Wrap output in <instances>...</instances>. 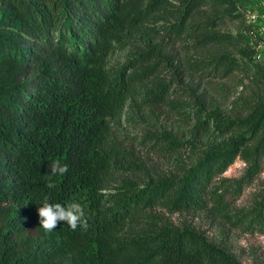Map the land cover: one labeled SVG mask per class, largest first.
I'll list each match as a JSON object with an SVG mask.
<instances>
[{
  "label": "trees",
  "instance_id": "obj_1",
  "mask_svg": "<svg viewBox=\"0 0 264 264\" xmlns=\"http://www.w3.org/2000/svg\"><path fill=\"white\" fill-rule=\"evenodd\" d=\"M233 1L246 2L0 0V264H247L191 220L170 217L204 211L246 232H264V190L250 209L231 213L262 167L264 58L254 57L243 28L237 39L216 30L217 14L194 25L201 6ZM155 20L167 23L158 42L146 41L124 64L108 65L116 48ZM190 27L194 50L244 48L237 58L223 51L180 61L165 41L178 40ZM236 69L249 82L230 109H193L194 130L213 127L220 137L215 145L174 173L124 179L112 189L117 172L140 167L115 133L138 85L154 80L146 102L166 105L182 89L173 86L181 75L227 76ZM185 104L171 102L180 113ZM238 157L243 174L223 175ZM53 160L67 164L68 172L50 175ZM49 182L56 187H46ZM45 196L50 203H80L87 230L73 231L64 222L51 232L41 228L37 210Z\"/></svg>",
  "mask_w": 264,
  "mask_h": 264
},
{
  "label": "rangeland",
  "instance_id": "obj_2",
  "mask_svg": "<svg viewBox=\"0 0 264 264\" xmlns=\"http://www.w3.org/2000/svg\"><path fill=\"white\" fill-rule=\"evenodd\" d=\"M171 2L173 5H180L179 0H171ZM211 4H205L198 9L194 25L203 23L207 19L209 22L213 15L217 14L216 30L237 39V34L245 26L243 12L240 15L236 14L237 11H241L242 4L237 1H233V4L226 2ZM166 25L165 20L148 23L132 36L124 48H116L109 55L108 65L120 66L133 57L146 41L158 42L162 38L159 36L161 32L158 31ZM194 41L195 37L192 36L190 27L178 40H166V50L185 62L187 58L193 56L200 60L210 59L223 51L237 58L244 48V45L239 43L216 44L194 50L191 48ZM206 72L181 75L179 82L173 83V86L180 84L182 89L172 93L166 105H151L146 102L145 97L154 89V80L136 87L135 92L126 102L122 116L115 121V133L132 151L140 162V167L136 172H117L118 180L112 184V189L122 185L124 179L138 182L146 180L151 175L174 173L179 166L196 163L207 147L218 142L220 137L216 136L213 127L200 134L194 130L197 119L193 109L200 107L203 113L214 107L230 109L232 101L245 94L243 90L249 81L245 78L244 71L239 69L227 76L213 77ZM201 95L207 97V104L200 102ZM172 101H185L184 110L181 108V113L175 110L171 105ZM261 165L259 174L233 203L231 213L235 214L240 209H250L263 192L264 157ZM244 170L245 162L238 157L223 175L238 178ZM170 217L175 222L183 218L191 220L210 239L225 244L247 264H264V232H246L238 223L232 225L227 219L213 218L204 211L183 215L174 213Z\"/></svg>",
  "mask_w": 264,
  "mask_h": 264
},
{
  "label": "clouds",
  "instance_id": "obj_3",
  "mask_svg": "<svg viewBox=\"0 0 264 264\" xmlns=\"http://www.w3.org/2000/svg\"><path fill=\"white\" fill-rule=\"evenodd\" d=\"M52 176H63L68 172V166L60 160H53L48 167ZM46 187L54 189L55 183L49 182ZM41 207L38 208V216L41 228L46 232L55 230L61 222H64L71 230L78 227L87 230L89 227L83 207L78 202H69L67 205L61 203H50L49 197L45 196Z\"/></svg>",
  "mask_w": 264,
  "mask_h": 264
},
{
  "label": "built area",
  "instance_id": "obj_4",
  "mask_svg": "<svg viewBox=\"0 0 264 264\" xmlns=\"http://www.w3.org/2000/svg\"><path fill=\"white\" fill-rule=\"evenodd\" d=\"M240 10L245 16L243 33L254 49V57L264 58V0H245Z\"/></svg>",
  "mask_w": 264,
  "mask_h": 264
}]
</instances>
